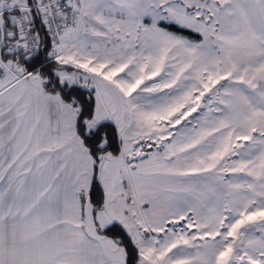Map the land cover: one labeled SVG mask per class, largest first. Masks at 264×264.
I'll use <instances>...</instances> for the list:
<instances>
[{"label":"snow or ice","instance_id":"6c2138e0","mask_svg":"<svg viewBox=\"0 0 264 264\" xmlns=\"http://www.w3.org/2000/svg\"><path fill=\"white\" fill-rule=\"evenodd\" d=\"M0 264H264V0H0Z\"/></svg>","mask_w":264,"mask_h":264}]
</instances>
